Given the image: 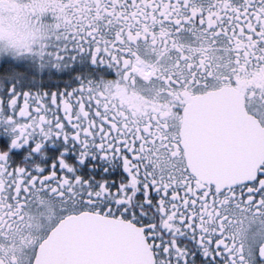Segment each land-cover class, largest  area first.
I'll return each instance as SVG.
<instances>
[{"label":"snow or ice","instance_id":"obj_1","mask_svg":"<svg viewBox=\"0 0 264 264\" xmlns=\"http://www.w3.org/2000/svg\"><path fill=\"white\" fill-rule=\"evenodd\" d=\"M0 264H264V0H0Z\"/></svg>","mask_w":264,"mask_h":264}]
</instances>
